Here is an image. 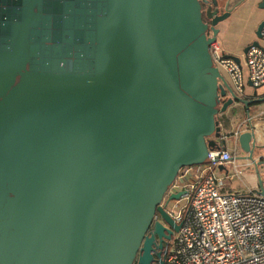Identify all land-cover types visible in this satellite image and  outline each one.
Masks as SVG:
<instances>
[{"label":"water","instance_id":"95a60500","mask_svg":"<svg viewBox=\"0 0 264 264\" xmlns=\"http://www.w3.org/2000/svg\"><path fill=\"white\" fill-rule=\"evenodd\" d=\"M243 1L206 23L216 0H0V264L153 263L179 170L226 149L220 113L264 101L209 52ZM237 140L252 159L255 130Z\"/></svg>","mask_w":264,"mask_h":264},{"label":"built area","instance_id":"2783aa9c","mask_svg":"<svg viewBox=\"0 0 264 264\" xmlns=\"http://www.w3.org/2000/svg\"><path fill=\"white\" fill-rule=\"evenodd\" d=\"M257 41L248 45L239 62L227 55L217 39L209 44L214 64L239 97L248 84L255 88L264 84V26ZM207 159L182 167L167 191V196L178 191L182 195L165 209L178 229L164 264H264V195L249 188L224 189L225 178L242 180V165H234L225 176L218 169L233 164L231 151L209 150Z\"/></svg>","mask_w":264,"mask_h":264},{"label":"crops","instance_id":"0c3cea01","mask_svg":"<svg viewBox=\"0 0 264 264\" xmlns=\"http://www.w3.org/2000/svg\"><path fill=\"white\" fill-rule=\"evenodd\" d=\"M261 1L244 0L232 11L227 19L218 23L216 39L227 55L242 58L244 49L256 39L255 30L259 22L264 19V9L259 7ZM261 97H264V84L256 88L248 84L242 96L245 99ZM236 105H239L244 113L243 117L238 121L230 113L231 108ZM247 111H249V115H247ZM220 118L219 124L223 137L227 138L226 149L231 151L234 157H237L233 160V164L225 166V168L227 171L229 169L233 171L234 165L243 166L242 180L234 176L236 182L235 185H231V176L228 182H226L224 189L245 191L249 188L250 190L259 191L261 180V185L264 190V180L262 178L264 174V143L262 142L264 140L259 139L261 135L260 129L264 126V101L251 103L248 109L241 103H235L224 113L220 114ZM250 128L255 130L257 144L259 145V148H256L254 151L253 160L245 157L247 153L240 149L237 140V135L240 132L249 130ZM254 161L257 162L256 165ZM221 175L225 176V171Z\"/></svg>","mask_w":264,"mask_h":264},{"label":"flooded vegetation","instance_id":"af4514ba","mask_svg":"<svg viewBox=\"0 0 264 264\" xmlns=\"http://www.w3.org/2000/svg\"><path fill=\"white\" fill-rule=\"evenodd\" d=\"M217 1V7H218V10L216 13H213L215 7L211 4V9L209 10L210 13L213 14L212 17L208 18L207 15H206V9H207V5L208 3L206 4H203L202 6V14H203V20L204 22L206 23H210L211 22V19L216 16V15H221L224 11V4H225V0H216ZM210 34V33H209ZM222 114V113H220ZM220 114L217 116V119L220 120ZM224 116V115H222ZM169 199H168V196H167V192L165 193V195L163 196L161 202H160V205L162 207H164L166 209V207L169 205ZM156 221H159L160 223L163 224V226H165V228H168L170 229L171 231L168 232V231H165L163 230V234L161 235V237H159V235L155 234L154 235V245L156 247L155 249V260L153 261L152 264H160V260L163 261V264H164V258H165V255H166V252H167V248H168V245H169V242L171 240V238L173 237L175 231L174 229H172L171 227H169L163 220L162 216L159 214V213H156L155 214V217H154V220L153 222H156ZM153 232V225L151 224L150 228L148 229L146 235L147 236H150ZM160 246V247H157V246Z\"/></svg>","mask_w":264,"mask_h":264},{"label":"rangeland","instance_id":"374dc122","mask_svg":"<svg viewBox=\"0 0 264 264\" xmlns=\"http://www.w3.org/2000/svg\"><path fill=\"white\" fill-rule=\"evenodd\" d=\"M230 113L232 114L231 116L235 117V119L237 121L240 120L243 117V115H244L243 110L240 108L239 105H236L235 107L231 108ZM224 118L227 119L226 117H224ZM260 133H261V135H260L259 139L260 140H264V126L261 127ZM262 143H264V142H262ZM229 171L232 172V169H229ZM235 180H236L235 177L232 176V179H231L232 184L231 185H235V182H236ZM226 182H228L227 178L224 179V184H226Z\"/></svg>","mask_w":264,"mask_h":264}]
</instances>
